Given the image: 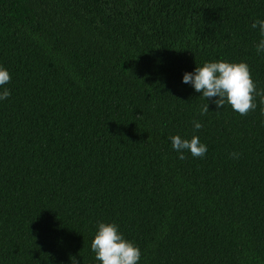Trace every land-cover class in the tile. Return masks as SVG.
<instances>
[{
    "label": "trees",
    "instance_id": "16d2710c",
    "mask_svg": "<svg viewBox=\"0 0 264 264\" xmlns=\"http://www.w3.org/2000/svg\"><path fill=\"white\" fill-rule=\"evenodd\" d=\"M259 19L264 0H0V264H99L98 222L139 264H264L259 97L201 115L181 83L244 61L264 89ZM177 134L206 154L179 159Z\"/></svg>",
    "mask_w": 264,
    "mask_h": 264
},
{
    "label": "clouds",
    "instance_id": "9594fccd",
    "mask_svg": "<svg viewBox=\"0 0 264 264\" xmlns=\"http://www.w3.org/2000/svg\"><path fill=\"white\" fill-rule=\"evenodd\" d=\"M251 28L258 30L259 34L255 51L257 54H264V19L253 21ZM10 79L9 71L0 66V102L11 95L7 87ZM181 83L191 86L207 101L200 108L201 115L209 112V101L217 108H224L227 103L234 112L246 115L256 109V98L259 97L260 112L264 116V89L256 87L249 65L244 61L204 62L200 66L197 65L193 71L184 72ZM192 124L194 132L202 128L199 121L194 120ZM261 124L264 125V121H261ZM169 139L172 149L181 160L185 159V153H189L193 158H202L208 150L207 145L202 143L197 135L187 139L177 134ZM231 155L236 157L238 154ZM90 248L99 264H139L141 259L140 248L127 240L119 226L113 222L97 223Z\"/></svg>",
    "mask_w": 264,
    "mask_h": 264
}]
</instances>
